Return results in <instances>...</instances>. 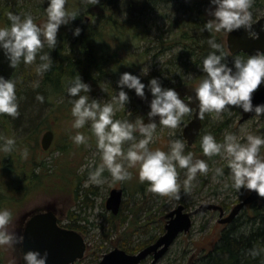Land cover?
Wrapping results in <instances>:
<instances>
[{
  "label": "clouds",
  "instance_id": "9594fccd",
  "mask_svg": "<svg viewBox=\"0 0 264 264\" xmlns=\"http://www.w3.org/2000/svg\"><path fill=\"white\" fill-rule=\"evenodd\" d=\"M46 2L47 18L42 23H36L30 13L21 16L9 11L10 26L0 27V49L14 69L21 62L29 65L39 60L36 72L42 74L49 70L52 56L42 50L45 45L54 49L61 25L68 24L79 15L76 11H68L67 0ZM91 2L97 4L100 0ZM252 4L253 0H210L207 13L211 18L205 21L201 30L213 33L208 39L212 50L204 56L202 65H198L205 75L195 86V96H189L187 101L177 88L165 86L158 76H152L145 82L142 76L148 75L149 67H143L141 74L131 71L120 73L118 93L108 102L90 95L92 86L80 73L73 77L67 86L71 115L74 117L71 126L74 129H82L86 124L90 126L100 157L98 164L93 159L82 166V171L88 170L85 187L104 184L105 170L111 174L113 181L131 179L130 169L138 165L139 180L148 182V191L179 199L181 186L185 192L190 191L197 175L207 174L209 164L205 159L194 158L192 151L186 152V143L180 138L171 140L167 151L159 147L151 148L149 145L154 140L158 125L170 130L178 128L184 116L192 111L190 101L193 99L198 101V115L201 119L206 113L218 116L230 105L238 106L244 112L264 115V102H253L254 92L264 83V49H257L246 58L233 56L230 63L229 53L214 35L243 28L253 39L259 38V31L253 27L255 21ZM81 31L82 28L77 26L74 35H79ZM32 86L39 87V81H34ZM146 88L151 93L150 100ZM127 89H134L136 95L149 103L147 113L135 122L116 118V112L130 102ZM36 99L43 102L44 96L38 93ZM19 106L17 81L0 74V114L17 117L20 115ZM145 116L148 117L147 122ZM156 117H159L158 121ZM170 135H175L174 131ZM70 138L74 144L85 146L90 140L81 131H76ZM200 146L206 156L219 154L226 157L233 188L255 190L259 196L264 197V154L261 153L264 135L250 133L241 139L235 133H227L221 141L213 133L206 132ZM15 148V137L0 135V152L12 153ZM27 155L28 150L25 148L22 156ZM179 169L185 170L183 181L179 179ZM215 172L223 175L224 169L217 167ZM12 223L11 209L0 207V246L14 247L23 243L24 236L10 230ZM249 253L252 256L261 255L264 247H253ZM23 260L25 264H48V252L28 249L23 251Z\"/></svg>",
  "mask_w": 264,
  "mask_h": 264
},
{
  "label": "rangeland",
  "instance_id": "374dc122",
  "mask_svg": "<svg viewBox=\"0 0 264 264\" xmlns=\"http://www.w3.org/2000/svg\"><path fill=\"white\" fill-rule=\"evenodd\" d=\"M180 1L157 0L148 9H144L143 11H141L142 6L137 5L134 7L133 15L141 13V20L148 29L146 37L142 36L141 39L134 42L131 46V53H134L136 57H141V54H143L142 59L139 61L140 65L136 72L137 74H141L143 67H149V73L153 70L160 71L163 68L165 70L163 75H169L166 71L167 69L170 70L167 62L179 47H173L171 50L166 49V51L161 53L157 46V36L161 32L164 37L171 36L170 29L172 22L180 15L187 17V13L181 9ZM3 2L10 5L21 16L30 13L34 17V20L41 23L47 18L40 19L35 7L38 2L36 0H3ZM99 6L98 3L93 4L91 0H67L66 3L67 9L69 8L70 11L77 9L83 17L88 18V21L91 16H94L89 10H100ZM251 11L254 19L264 16V0H253ZM124 18L125 11L120 14V19ZM90 21L95 23L96 20L91 19ZM4 26H10V22L4 23L0 21V27ZM227 34V32H222L226 48ZM237 55L244 57L241 54ZM181 72L183 71H177L174 75H171V82H177L175 77ZM204 75L205 73H202V69L197 67L195 71L186 72L185 76L188 78L194 76L195 79L192 81L198 84ZM117 81L109 77L108 80H105L101 84L103 89L100 87L97 91L91 92L90 95L100 98L102 102H108L113 95L118 93L119 85ZM127 90L131 97L130 102L116 112V118L135 122L138 117L144 116L149 109L148 100L150 99L149 96L148 100H145L136 95L134 89ZM67 96L68 94L58 98V100H63ZM47 109L48 107H46L44 113ZM69 111V116L65 108L63 115L53 120V123L49 121L48 127L40 135L41 142L45 131L48 129L55 131V138L51 147L48 150L43 149L42 151L48 167H51V179L46 181L45 184L43 183V188L32 193L29 199L15 206L13 223L9 227L10 230L23 235L24 227L31 215L39 211L53 209L61 225H72L74 229L83 234L86 240L87 249L85 254L75 264H99L103 254L116 246L121 247V243L126 237L127 245L131 249H134L141 242L152 237H159L165 231L166 214L176 208L179 203H183L187 210H194L205 202L216 203L224 206L225 210L229 212L251 192L247 189L236 190L231 186L232 181L229 175L227 159L219 154L210 163L207 161L209 164L207 174H198L191 184L190 191L185 192L183 186H181L179 199L171 195L165 196L148 191V182H141L139 180L138 165L130 169L132 172L131 179L113 181L111 174L105 170L103 174L106 178L104 184H90L85 187L84 181L88 178V170L83 169L82 171V166L93 159L98 164L100 157L96 147L95 135L91 132L90 126L86 124L82 129L72 128L71 125L74 117L71 115V110ZM241 116V108L231 105L227 106L218 116L215 113H206L203 118L204 131L206 130L207 132L212 130L214 126L220 125L222 129L218 133V140L221 141L227 133H235L241 139L246 138L250 133L264 135V115L258 116L254 114L242 122L240 121ZM192 117L193 111L184 116L181 125L175 130L158 125L154 140L149 146L153 149L159 147L167 151L171 140L180 138L185 141V151L187 152L189 145L183 136V130ZM24 119L19 120V124H15L14 120L11 119L10 131L12 136L20 138L33 133V130L30 129L32 125L28 124V119ZM1 130L2 126L0 125V132ZM76 131L84 132L90 137L87 146L74 144L70 137ZM173 131L175 135H170ZM137 135L139 136V134ZM261 153L264 154V146L261 148ZM194 158L206 160V155L197 154L194 155ZM217 167L224 169L223 175L216 174L215 169ZM179 172V179L183 181L185 170L180 169ZM72 176L78 177L77 193L81 197H77V193L73 189ZM119 186L125 189L121 214L128 216V219L120 230L117 231L113 230V227L107 221V217L112 212L107 209L106 201L110 195V191L114 187ZM86 191L87 193L90 192L88 205L84 203ZM71 212H74V219L70 217ZM251 212L252 207L250 205L244 207L239 213L241 215L240 220L246 223ZM224 227H226V224L219 222L218 211L209 210L194 215L190 231L181 233L156 264L192 263L215 243ZM123 232L126 233L122 234ZM128 252L136 253L137 250H129ZM21 257L22 243L14 247L9 245L0 246V264H22ZM151 261L152 256L148 257L142 264H150Z\"/></svg>",
  "mask_w": 264,
  "mask_h": 264
},
{
  "label": "trees",
  "instance_id": "16d2710c",
  "mask_svg": "<svg viewBox=\"0 0 264 264\" xmlns=\"http://www.w3.org/2000/svg\"><path fill=\"white\" fill-rule=\"evenodd\" d=\"M36 1L38 2L35 7L40 19L45 18L46 0ZM155 1L157 0H100L98 3L100 10H89L94 14L89 19L96 20L95 23L88 21V18L74 9L73 11L78 12L79 15L68 24L61 25L57 46L50 49L45 45L42 50L51 54V68L42 74L37 73L35 67L39 60L29 65L21 62L16 67L12 78L17 81L20 115L12 117L8 114H0L2 126L0 135L14 137L10 131L11 119L15 124H19L22 118L28 119L33 133L25 137H15L16 148L12 153L0 152V207H7L14 213L18 203L29 199L32 193L42 189L46 181L51 179V167H48L43 157L40 135L48 127L49 121L53 123V120L63 115L65 108L69 116L70 98L68 96L63 100L58 98L68 94L67 86L76 74L80 73L83 79L91 84V92H95L109 77L116 81L120 73L124 71L137 72L143 54L141 57H136L134 53H131V46L142 36L146 37L148 29L141 20V13L133 15V9L138 5L142 6L141 11H143ZM209 5L210 0L180 1L181 9L187 13V17L180 15L172 22L171 36L164 37L162 32L157 36V46L161 53L166 49L179 47L167 62L170 66V70H166L169 75H163L165 73L163 68L160 71L153 70L148 75L142 76L145 82L152 76L160 77L162 83L168 87L193 82L195 77H186V72L195 71L198 65H202L204 56L212 50L208 45V39L213 33L201 30L205 21L211 18L207 13ZM9 11L17 14L10 5L0 0V21L10 22ZM68 11H70L69 8ZM123 11H125V18L120 19ZM77 26H80L82 31L79 35H74V29ZM214 35L229 53L223 42L222 32ZM241 55L248 56L245 53ZM232 56L229 53V62ZM177 71L184 73L181 72L175 77L177 82H171V75ZM34 81H39V87L32 86ZM146 92L151 99V93L147 88ZM38 93L44 96L43 102L36 99ZM46 107L48 109L44 113ZM221 129L220 125L214 126L207 132L213 133L218 140ZM205 133L203 125L195 146H189L187 151H192L194 155L204 154L200 141ZM25 148L28 150L27 157L22 156V150ZM215 157L216 155L206 156V161L210 163ZM77 182L78 177L72 176L73 189L76 193L78 192ZM89 193L86 191L84 194L86 205L89 203ZM77 197L81 195L77 193ZM249 205L252 207V212L246 223L240 220L239 214L231 223L226 224L218 239L207 251L192 263L187 262V264H264V253L258 256H252L249 253V249L253 247H264V203L255 201ZM70 217L74 219V212H71ZM127 219L128 216L121 214V209L118 214L110 213L107 217L109 225L117 231ZM67 227L73 228L72 225ZM124 233L126 232L122 234ZM157 238L152 237L131 249L127 245L126 237L121 247L127 251L137 250L138 252Z\"/></svg>",
  "mask_w": 264,
  "mask_h": 264
},
{
  "label": "water",
  "instance_id": "95a60500",
  "mask_svg": "<svg viewBox=\"0 0 264 264\" xmlns=\"http://www.w3.org/2000/svg\"><path fill=\"white\" fill-rule=\"evenodd\" d=\"M253 27L259 31V38L253 39L248 35L245 29L241 28L227 34V48L231 54L245 52L248 55L254 53L257 49H264V16L254 20ZM36 23H40L35 21ZM14 69L9 65L3 50L0 49V74L6 77H13ZM195 84L187 83L174 86L180 92L181 96L187 101L189 96H195ZM253 102H264V83L253 94ZM193 117L188 121L183 130V136L189 146H193L198 135L203 128V119L198 115V101L191 100ZM242 116L240 121H245L255 113L244 112L241 109ZM157 121L159 117H156ZM147 122L148 117L145 116ZM55 138L53 129L44 132L41 138V145L44 150H48ZM123 187H114L106 201V207L113 214H118L122 201ZM260 201L264 203V197L251 190L246 198L237 203L229 212L224 206L216 203L205 202L194 210H186L183 204L166 214L165 231L156 241L147 245L136 253H130L126 249L116 246L109 252L103 254L99 264H141L148 257L152 256L150 264H156L157 261L168 251L181 233L190 231L193 225V216L204 213L209 210L219 212V222L222 224L231 223L247 205ZM24 240L22 243V264L23 251L28 249H39L41 252L47 250L48 264H75L77 260L83 258L87 249V243L83 234L74 228L62 226L59 218L53 209L39 211L30 216L23 230Z\"/></svg>",
  "mask_w": 264,
  "mask_h": 264
},
{
  "label": "flooded vegetation",
  "instance_id": "af4514ba",
  "mask_svg": "<svg viewBox=\"0 0 264 264\" xmlns=\"http://www.w3.org/2000/svg\"><path fill=\"white\" fill-rule=\"evenodd\" d=\"M260 18V17H259ZM254 19V18H253ZM254 20H256V19H254ZM241 53H245V52H239V53H237V54H241ZM237 54H232V55H237ZM246 55H248L247 53H245ZM188 83H193V84H195L194 82H188ZM185 84H187V83H185ZM181 85H183V84H181ZM195 85H197V84H195ZM176 86H178V85H176ZM193 111V110H192ZM119 187H122V186H119ZM125 190V189H124ZM70 228V227H69ZM145 261V260H144ZM143 261V262H144ZM142 264V263H141Z\"/></svg>",
  "mask_w": 264,
  "mask_h": 264
},
{
  "label": "bare ground",
  "instance_id": "6f19581e",
  "mask_svg": "<svg viewBox=\"0 0 264 264\" xmlns=\"http://www.w3.org/2000/svg\"><path fill=\"white\" fill-rule=\"evenodd\" d=\"M35 21H36V20H35ZM195 142H196V141H195ZM194 144H195V143H194ZM123 197H124V194H123ZM122 202H123V201H122ZM179 204H183V203H179ZM179 204H178V205H179ZM183 205H184V204H183ZM121 206H122V205H121ZM184 206H185V205H184ZM185 208H186V206H185ZM186 210H187V208H186ZM188 211H189V210H188ZM156 240H157V239H156ZM156 240H155V241H156ZM152 243H153V242H152ZM150 244H151V243H150ZM145 247H146V246H145ZM142 249H143V248H142ZM139 251H140V250H139Z\"/></svg>",
  "mask_w": 264,
  "mask_h": 264
}]
</instances>
